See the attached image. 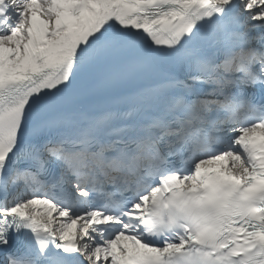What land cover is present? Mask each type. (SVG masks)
<instances>
[{
    "label": "snow or ice",
    "instance_id": "6c2138e0",
    "mask_svg": "<svg viewBox=\"0 0 264 264\" xmlns=\"http://www.w3.org/2000/svg\"><path fill=\"white\" fill-rule=\"evenodd\" d=\"M0 264H264V0H0Z\"/></svg>",
    "mask_w": 264,
    "mask_h": 264
}]
</instances>
